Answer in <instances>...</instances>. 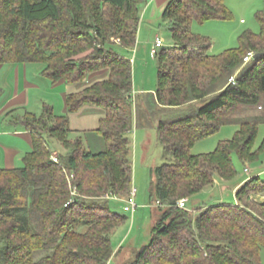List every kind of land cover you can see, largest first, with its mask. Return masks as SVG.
I'll return each instance as SVG.
<instances>
[{
  "label": "trees",
  "instance_id": "1",
  "mask_svg": "<svg viewBox=\"0 0 264 264\" xmlns=\"http://www.w3.org/2000/svg\"><path fill=\"white\" fill-rule=\"evenodd\" d=\"M147 1L0 0V67L39 62L52 84L108 71L68 93L65 114L45 103L39 116L14 117L30 133L32 149L22 167H0V264H108L112 232L127 218L110 202L132 196L135 110L137 126L156 127L167 161L154 169L152 198L162 213L150 242L126 264H263L264 201L255 199L264 195L260 175L236 189L234 204L199 207L194 215L178 201L212 184L215 172L234 178V153L244 165L264 154V137L256 144L264 123V10L256 13L259 32L245 30L237 47L213 54L210 39L192 27L230 18L226 0H169L162 19L174 44L155 54V92L135 96L132 60L123 50L136 46ZM249 52L254 56L245 61ZM198 100L205 103L185 108ZM86 103L105 111L89 131L104 139L98 151L70 137L69 113ZM227 123L239 124L231 139L208 153L191 152ZM47 137L67 153L54 160Z\"/></svg>",
  "mask_w": 264,
  "mask_h": 264
},
{
  "label": "rangeland",
  "instance_id": "2",
  "mask_svg": "<svg viewBox=\"0 0 264 264\" xmlns=\"http://www.w3.org/2000/svg\"><path fill=\"white\" fill-rule=\"evenodd\" d=\"M149 2V0H148ZM147 3L141 6L143 13L142 22L139 27L138 39L136 43V50H123L129 57L133 58V85L134 95L140 94L142 89L156 88L157 87V60L156 56L151 54L154 48L157 35L163 40V46L168 47L174 44L171 32L162 19V10L153 3L149 9L147 16L144 17L146 10L144 7ZM226 4L232 11V15L228 19H211L204 22H194L193 31L204 35L212 42L211 53L219 54L228 48L237 47L239 45V36L245 30L254 32L260 31V24L256 18V13L259 10H264V0H226ZM11 65L5 64L0 73V85L4 86L6 83L5 77L9 76L8 68ZM21 68L27 67V77L30 81L38 86L29 88V99L27 102L18 103L0 115V131L3 133H11L7 135V143L9 145L19 146L21 148L22 135L19 132L26 131L22 125L14 123V117L23 115L27 111L40 115L43 111V104H52L55 108L54 111L58 115L65 114L63 112L64 101L62 91L69 92L77 91L78 89L89 84L95 80L102 79L107 76V70H100L90 73L86 81L80 83H64L60 85H52L50 80L45 78L41 71L44 65L39 62H30L20 64ZM11 74V73H10ZM23 72L20 74V80L23 78ZM15 73L10 75L8 84L10 86L4 87V92L0 96V106L3 104L5 96H7L11 89L15 88ZM5 83V84H4ZM22 80V84H23ZM21 84V85H22ZM23 87V86H22ZM205 100H198L192 104L185 106L186 109L203 105ZM13 110V111H12ZM104 109L97 107L93 104L86 103L79 111L69 113V120L71 126L75 129L70 133V137H76V129H95L99 126V118L103 115ZM135 119L133 131L130 132L131 138V157L133 162V182L132 192L135 190V200L138 205L133 211L124 210V206L128 204L126 201L129 197H122L123 200H111V209L115 212L127 216L126 220L117 226L112 232V241L114 246L120 243L122 247L121 254L125 259L124 264L132 261L135 252L142 246L148 244L152 237V228L156 220L160 217L162 211L158 207L156 201L152 198L156 174L154 169L156 166L167 161L163 145L158 140L157 129L142 128L137 126V112L135 110ZM164 113H161V117ZM174 116V114L172 115ZM165 118V116L163 117ZM145 120V119H144ZM151 121H155L150 118ZM152 122V124H153ZM239 129L237 123H227L220 127V129L198 140L192 147L193 154L208 153L213 151L219 142L231 139L236 131ZM17 134V135H13ZM84 134V132H81ZM89 134L88 132L85 135ZM83 136L84 142L86 136ZM92 136L89 135V138ZM264 137V123L259 125V133L256 139V144L259 145ZM101 140H104L100 136ZM47 140L50 143V148L54 153L53 156L57 157L58 153H67V149L63 147L55 139ZM93 141V140H92ZM101 147H94L92 151H98ZM26 151V150H25ZM24 153V152H23ZM23 155V154H22ZM235 166L237 168V175L232 179H224L220 176L219 172L214 174V182L205 186L197 194L188 199L187 208H189L194 215L197 213L199 207H207L218 203H236V195L233 191L234 186L244 181L247 177L253 175L257 169L262 170L260 176L264 179V154L261 159L255 163H248L244 165L237 154H233ZM0 165H3L0 162ZM24 165L22 156L16 157L15 166L22 167ZM246 167L248 171H246ZM78 229L82 230L81 227ZM121 256V258H122ZM261 260L264 264V247L261 249ZM115 264V261L114 263Z\"/></svg>",
  "mask_w": 264,
  "mask_h": 264
},
{
  "label": "crops",
  "instance_id": "3",
  "mask_svg": "<svg viewBox=\"0 0 264 264\" xmlns=\"http://www.w3.org/2000/svg\"><path fill=\"white\" fill-rule=\"evenodd\" d=\"M168 1L169 0H149V2L147 1L146 2L147 3L146 6L144 7V10H146V11H144L145 12L144 17L147 16V13H148L149 9L151 8V6L153 5V3H157V6L160 7V10H162V12H163V9H164V7H165V5H166V3ZM142 16H143V13L141 12V22H142ZM157 37H160V36L157 35ZM134 50H136V47L134 48ZM151 54L153 55L152 51H151ZM20 64H26V63H11V64H8V65H11V66H10V68H8L9 76L4 78V79H6V81L4 80L6 85H4V86L0 85V86L2 87L3 92H4V87L5 86H10L8 84V81H9L10 75H12L13 73H15V78L14 79H15V84L16 85L14 86L15 88L14 89L12 88L10 93L7 96H5V99L2 102L3 104L0 106V115L2 113H4L5 111H7L8 109H10L12 106H15L16 104H18V103L27 102L28 99H29V88L38 86L37 84H35L34 82H32V81H30L28 79V77H27V72H28L27 67L24 66V68H21L19 66ZM3 67H4V65H2L0 67V73H1V70L3 69ZM22 72L24 74H23V78L20 80V74H22ZM22 80L24 82L23 84H22ZM64 83L67 84V82H65V81H59L57 84H52V85L54 86V85H60V84H64ZM86 85H88V83L85 84V86ZM133 87H134V85H133ZM82 88H80V89H82ZM80 89H78V90H80ZM155 89L156 88L142 89V90H146V91H142V92H140V94L145 93V92H150V91L151 92H155ZM73 92H75V91H73ZM68 93H70V92L66 91V90L62 91V97H63V101H64V105H65L63 107V112L64 111L67 112V108H66V104H65V97H66V95ZM47 104H49V103H47ZM50 105L53 106L52 104H50ZM43 106H44V104H43ZM53 108H55V107L53 106ZM104 114H105V111H104L103 115ZM70 126H71V124H70ZM71 128L73 130H75L72 126H71ZM91 130H94V129H76V131H77L76 137L77 136L78 137H83L81 135H85V133L88 132L89 134L85 135L86 136V139H85L86 141L84 143L89 149H92L94 147L100 148L101 147V143H102V146H104L105 142H104V140H101L100 135H98V134H96L94 132H89ZM81 132H84V134H81ZM7 135H11V133H3V132L0 131V162H2V164H3V165H0V167L13 168V167H16L15 166L16 157L19 158L20 156H22V158H23V156L28 151H30L32 149V140H31V135H30V133L28 131L19 132L18 135H22V137H23L22 138L23 144H21V148H20L19 146L9 145L7 143V139L8 138L6 139ZM13 135H17V134L13 133ZM89 135H91L92 137L89 138ZM102 148H104V147H102ZM98 150H100V149H98ZM55 153L60 154V152H58V151L55 152ZM261 172H262V170L257 169V171H255L253 174L260 175ZM244 181L238 182L234 186L233 191L236 192V189L242 183H244ZM255 199L258 200V201L263 202L264 201V195L255 196ZM122 247L123 246H121L120 243H118L117 246H114L115 252H114L113 256L110 258L108 264H112V263H114V261H115V264H124V262H125L124 260L125 259L123 258L122 254H121ZM121 256H122V258H121Z\"/></svg>",
  "mask_w": 264,
  "mask_h": 264
},
{
  "label": "built area",
  "instance_id": "4",
  "mask_svg": "<svg viewBox=\"0 0 264 264\" xmlns=\"http://www.w3.org/2000/svg\"><path fill=\"white\" fill-rule=\"evenodd\" d=\"M162 46H163V40L160 37H157L154 48L152 49L153 55H155L157 50ZM253 56H254V52H249L248 55L245 57V61H248ZM131 60L133 61V58H131ZM54 160H57V158L54 157ZM246 171H248L247 167H246ZM135 195H136V191L134 190L132 196L127 199L128 204L125 206V210L133 211L137 207ZM187 202H188L187 198H182L178 201V205L180 207H186ZM157 204L159 205L161 203L158 201Z\"/></svg>",
  "mask_w": 264,
  "mask_h": 264
},
{
  "label": "water",
  "instance_id": "5",
  "mask_svg": "<svg viewBox=\"0 0 264 264\" xmlns=\"http://www.w3.org/2000/svg\"><path fill=\"white\" fill-rule=\"evenodd\" d=\"M255 56H257V55H255Z\"/></svg>",
  "mask_w": 264,
  "mask_h": 264
}]
</instances>
